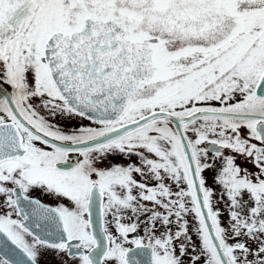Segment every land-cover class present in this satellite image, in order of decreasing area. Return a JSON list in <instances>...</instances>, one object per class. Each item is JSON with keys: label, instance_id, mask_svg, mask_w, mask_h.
I'll list each match as a JSON object with an SVG mask.
<instances>
[{"label": "snow or ice", "instance_id": "1", "mask_svg": "<svg viewBox=\"0 0 264 264\" xmlns=\"http://www.w3.org/2000/svg\"><path fill=\"white\" fill-rule=\"evenodd\" d=\"M264 264V0H0V264Z\"/></svg>", "mask_w": 264, "mask_h": 264}, {"label": "flooded vegetation", "instance_id": "2", "mask_svg": "<svg viewBox=\"0 0 264 264\" xmlns=\"http://www.w3.org/2000/svg\"><path fill=\"white\" fill-rule=\"evenodd\" d=\"M48 264H56V260L55 257L52 255H49L48 257H46Z\"/></svg>", "mask_w": 264, "mask_h": 264}]
</instances>
